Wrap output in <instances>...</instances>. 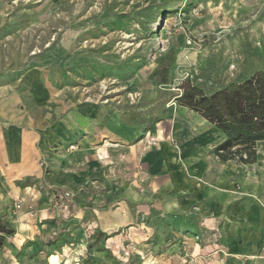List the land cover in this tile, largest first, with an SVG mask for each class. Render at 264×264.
Listing matches in <instances>:
<instances>
[{
	"label": "rangeland",
	"instance_id": "1",
	"mask_svg": "<svg viewBox=\"0 0 264 264\" xmlns=\"http://www.w3.org/2000/svg\"><path fill=\"white\" fill-rule=\"evenodd\" d=\"M262 70L264 0H0L2 97L17 101L20 132L62 141L40 151L37 172L13 181L0 172L2 219L23 210L38 226L37 245L20 247L19 263L245 264L220 246L218 234L171 230L155 204L169 197L156 198L155 181L140 184L145 176L134 161L110 147V161L91 171L92 162L78 154L98 150L96 141L79 145L92 125L99 136L115 135L119 126L142 138L155 131L161 140L169 128L192 127L194 115L178 111L173 97L183 83L212 93ZM145 143L157 144L152 138ZM64 169L89 176L78 183L69 176L61 185L55 179ZM130 193L143 205L128 199ZM124 205L139 212L131 223L114 219ZM164 205L169 209V201ZM106 215L109 231L102 227ZM52 228L58 234L48 246ZM96 229L107 238L96 242ZM6 243L1 258L6 249L15 252Z\"/></svg>",
	"mask_w": 264,
	"mask_h": 264
},
{
	"label": "crops",
	"instance_id": "2",
	"mask_svg": "<svg viewBox=\"0 0 264 264\" xmlns=\"http://www.w3.org/2000/svg\"><path fill=\"white\" fill-rule=\"evenodd\" d=\"M3 93L4 89H0V121H2L0 172L7 171L13 181L21 174L37 172L40 151L54 147L55 142L62 144V141L47 134L40 136L38 131L34 130L29 134L20 132L16 128L18 124H14L17 120L15 116L17 101L8 97L4 99ZM177 109L183 114H193L197 124L190 127L189 123H183L186 126L182 125L178 130H173L174 127L169 128L163 135V140L155 131L142 138L138 133H130L119 126L113 128L119 134L110 135L109 131H100L99 136L96 134L97 127L93 129L92 125L89 128L91 135L82 137L79 145L82 149V145L96 141L98 150L92 151L89 155L84 154L83 151L76 154L79 158L84 155L86 163L92 162L91 171L96 163L110 161V154L114 150L120 157L134 161L143 169L145 176V181H140V184L147 186L148 183L150 185L155 181L154 189L153 187L150 189L155 190L156 198L169 197L166 200L164 198L161 201L156 200L155 204L160 203L158 209L162 212L164 218L162 220L170 222L171 230L176 233L185 230L190 236L204 232L213 236L218 234L221 237L220 246L229 254L240 258L245 264H264V141L256 143L254 164L220 162L214 155V148L224 140L222 134L198 114L180 106ZM79 119L83 120L82 117ZM79 126L82 127L81 123ZM75 129L77 130L76 127ZM150 138L156 140L157 144L145 146V142ZM41 142L42 148H38ZM110 147L113 151H110ZM25 157L29 159L28 164L24 163ZM83 163L84 161H81L80 164ZM65 170L67 169L59 170L55 179L61 185L71 180L68 179L69 176L77 183L89 176V172L74 173ZM62 173L66 174L61 175ZM128 199H134V196L130 193ZM134 201L140 200L134 199ZM167 201L170 204L169 209L164 205ZM137 203L143 205L141 202ZM148 204H145L146 209L139 211H146ZM120 209L123 210V215L115 214L116 222L121 219L127 223L136 220L139 212L132 214L130 210L127 211L126 205ZM32 214L23 210H10L7 218L5 217V222L16 230L18 235L16 239H9L6 243L8 246H13L15 252H12V249L4 250L3 258L0 256L3 264L6 259L9 260V264H20L17 260L20 247L37 245V235L33 228L37 229L38 226H31L30 223L35 224L31 219ZM166 216H169L168 220L165 219ZM102 220V227L104 226L105 231H109L110 227L112 228L110 215L104 216ZM98 223L101 226L102 223ZM42 224L40 228H48V223ZM106 227L108 230L105 229ZM54 231L52 228L50 240L58 234ZM208 249L210 252V247ZM46 264H49L48 260Z\"/></svg>",
	"mask_w": 264,
	"mask_h": 264
},
{
	"label": "trees",
	"instance_id": "3",
	"mask_svg": "<svg viewBox=\"0 0 264 264\" xmlns=\"http://www.w3.org/2000/svg\"><path fill=\"white\" fill-rule=\"evenodd\" d=\"M167 74L165 68L160 83H167ZM173 97L178 106L198 114L222 134L224 140L214 148L220 162L242 165L256 162V143L264 141V70L212 93L185 82ZM13 235L14 230L0 216V250L6 238ZM93 237L96 242L107 238L99 229ZM55 241L53 238L47 245Z\"/></svg>",
	"mask_w": 264,
	"mask_h": 264
},
{
	"label": "bare ground",
	"instance_id": "4",
	"mask_svg": "<svg viewBox=\"0 0 264 264\" xmlns=\"http://www.w3.org/2000/svg\"><path fill=\"white\" fill-rule=\"evenodd\" d=\"M39 87H40V85H39ZM180 126V125H179ZM186 136V135H185ZM186 138V137H185ZM19 142V141H18ZM188 142V141H187ZM11 148V147H10ZM10 156V155H9ZM0 157H1V155H0ZM2 158V157H1ZM4 159V158H3ZM20 243H22V240H20ZM198 251V250H197ZM143 264H148V263H143Z\"/></svg>",
	"mask_w": 264,
	"mask_h": 264
}]
</instances>
